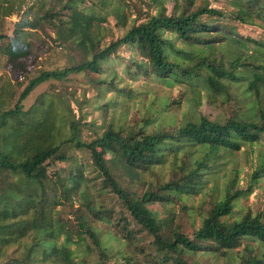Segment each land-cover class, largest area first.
I'll list each match as a JSON object with an SVG mask.
<instances>
[{"label":"trees","instance_id":"1","mask_svg":"<svg viewBox=\"0 0 264 264\" xmlns=\"http://www.w3.org/2000/svg\"><path fill=\"white\" fill-rule=\"evenodd\" d=\"M26 1L0 0V18L17 13ZM29 1L36 10L29 6L14 23V32L39 29L75 51L78 60L23 76L13 105L15 92L0 88V264H109L119 256L124 264H198L196 251L225 255L234 249L232 264H264V213L248 210L237 219L226 218L235 200L264 176V158L245 185L233 180L220 198H204L192 232L187 231L190 207L183 199L197 191L220 151L259 144L264 136V50L237 38L230 21L264 27V0H231L232 16L209 0H151L154 11L136 10L131 19L118 0H108L112 5L103 13L105 0ZM108 16L116 31L102 24ZM5 36L0 33V39ZM124 45L143 54L138 67L143 75L177 84L180 91L197 85L205 101L222 110L173 126L152 127L150 118L138 121L134 116L98 131L93 122L75 117L61 93L56 95L61 109H55L46 92L23 109V100L39 84L72 73H101ZM11 53L10 61L23 51ZM96 81L112 86L104 77ZM233 100L244 103L248 113L235 112ZM83 125L93 129L90 139L81 138ZM70 143L88 154L99 175L82 188L83 166L68 172L71 190L82 192L84 204L73 212V223L54 216L61 201L42 179L49 166L64 160L62 146ZM184 143L201 151L194 157L196 149L176 154L164 174L155 169L168 149ZM112 155L134 175L118 173ZM145 170L150 177L142 186L137 173ZM157 201L179 204V209L162 217L150 206Z\"/></svg>","mask_w":264,"mask_h":264},{"label":"rangeland","instance_id":"2","mask_svg":"<svg viewBox=\"0 0 264 264\" xmlns=\"http://www.w3.org/2000/svg\"><path fill=\"white\" fill-rule=\"evenodd\" d=\"M117 1V0H116ZM124 6L125 13L129 19L135 16V11L145 12L154 11L151 8V0H118ZM214 7L222 8L227 15L232 16L234 5L231 0H209ZM105 5L100 11L110 9L111 2L105 0ZM148 4L150 6H148ZM29 6H33L31 11L36 10V3L26 1L21 10L12 15L0 18V33L6 36L0 39V88L6 94L13 90L15 92L11 105L21 88L18 83L23 80L25 75H35L42 70H52L63 68L66 65H72L78 60L75 51L66 45L59 44L52 38L43 35L39 29L25 28L14 32L15 22L20 15L26 13ZM150 7V8H149ZM170 7V4H167ZM96 12L98 10H95ZM231 11V12H230ZM230 12V13H229ZM235 35L241 38L251 47H258L264 50V27L259 25H246L234 22ZM113 17L108 16L103 25L112 26ZM116 31V29H115ZM51 37H53V33ZM120 33V32H119ZM14 49L23 51V54L16 56L13 60H8V55ZM118 54L112 56L105 62L101 73H72L65 80L55 79L47 80L35 87L22 102L23 109H28L33 105L36 98L43 92L50 96V100L55 101V109H61L62 104L56 95L63 94L68 99L70 106L75 113V117H81V122L91 123L97 126L101 131L103 126L108 123H116L124 120H131L134 116L137 120L150 118L149 125L154 126H173L174 122H184L186 120H195L200 113H207L211 116L217 115L221 107H215L205 101L203 90L199 86H186L182 91L177 84H167L161 80L143 75L139 70V65L144 62L143 54L134 45H124L118 49ZM12 54V53H11ZM104 77L115 88L107 84H99L96 78ZM96 83V84H95ZM60 95V94H59ZM242 102L232 101L233 110L240 115L247 114L246 107ZM146 115V116H145ZM162 120V121H160ZM149 126V127H150ZM93 129L87 125L82 126L81 138L90 139L93 135ZM260 143L251 144L248 147H242L240 150L232 152L220 151L216 157L215 164L209 171L205 172L203 181L196 192L183 195V199L190 207L188 218V232H192L199 224L197 207L208 195L214 198H220L226 185L233 180H237L239 185H245L248 174L264 158V136L260 138ZM65 148L64 160H60L48 167L42 179L49 184L53 195L57 194L61 204L54 208V216H59L72 223L73 212L77 207H84L83 195L80 191H72L73 181L68 178V172L75 171L79 165L83 166L82 188L90 185V181L96 179L99 175L96 169L90 165L88 154L79 151L73 145L63 144ZM193 157L198 155L201 149L190 143L176 145L173 149L167 150V158L163 163L157 165L155 169L161 174L167 172L171 159L176 154H182L195 150ZM175 153V154H174ZM110 154V153H109ZM114 169L118 173L127 172L134 175L133 171L123 166L117 156L109 157ZM139 182L143 186L150 177V172L145 170L137 173ZM69 189L64 192V189ZM55 191V192H54ZM49 197L51 191H48ZM151 208L156 209L159 215L166 217L177 213L179 204L171 202H153ZM248 210L252 212L264 213V176L258 179L255 187L250 193L238 197L232 209L228 220L239 218ZM77 228L78 224H75ZM105 226L106 230L109 226ZM235 256V249L228 250L225 255L216 254V252L196 251L193 259L198 264H232ZM124 264L121 256L111 258L109 264Z\"/></svg>","mask_w":264,"mask_h":264}]
</instances>
